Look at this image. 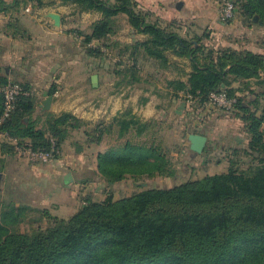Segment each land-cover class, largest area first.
<instances>
[{
    "label": "trees",
    "instance_id": "obj_1",
    "mask_svg": "<svg viewBox=\"0 0 264 264\" xmlns=\"http://www.w3.org/2000/svg\"><path fill=\"white\" fill-rule=\"evenodd\" d=\"M30 1L41 4V0L9 4L0 0V15ZM230 1L239 6L243 22L264 28V0ZM62 2L101 14L83 36L82 46L96 61L107 49L127 57L126 63L116 64L117 86L140 83L141 63L159 70L167 69L168 54L188 60L185 82L166 80V87L197 106L211 104L212 94L233 100L231 109L223 110L241 121L247 143L231 145L235 160L230 159L220 174L170 188L140 187L128 197L114 199L112 185L125 179L176 177L159 123L141 121L128 109L109 124L89 127L63 113L46 117L39 126L40 121L32 118L36 105L29 85L16 82L27 94L19 96L14 111L0 123V134L14 141L0 140V174L16 145L48 151L54 141L60 151L71 131L85 129V144L100 145L112 135L109 146L96 157L98 176L110 191L100 201L84 200L85 205L68 219L41 209L47 226L27 231L17 227L34 208L1 202L0 264H264V55L243 48H208L199 35L182 33L175 22L156 18L135 0ZM120 15L147 40L125 46L112 42ZM8 81L0 66V88ZM2 113L0 93V118ZM239 157L247 159L245 166H239Z\"/></svg>",
    "mask_w": 264,
    "mask_h": 264
},
{
    "label": "crops",
    "instance_id": "obj_2",
    "mask_svg": "<svg viewBox=\"0 0 264 264\" xmlns=\"http://www.w3.org/2000/svg\"><path fill=\"white\" fill-rule=\"evenodd\" d=\"M3 1L9 4L13 0ZM135 1L141 9L156 18L164 22H175L182 28V33L200 36L205 31L209 37H214L219 26L225 29V24L220 20V7L224 0ZM100 19V13L84 12L76 5L63 3L62 0H41L40 5L32 1L21 3L0 15V43L4 45L0 56H3L2 59H12V54L14 57L18 54L26 55L25 59L17 62L13 60L14 64L9 62V68L3 69L4 76L10 81L29 85L36 105L32 118L40 121L39 126L46 117H58L63 113L88 123L89 127L97 122L109 124L129 109L134 117L144 122L158 120L162 114L173 115L174 128L181 129L180 139L183 135L187 138L190 134H199L205 136L207 142L212 140L213 145L218 140L229 139L233 143L237 139L236 127H243L240 120L211 104L197 106L192 101L184 100L181 93L174 96L164 83L158 85L143 77L142 69L150 66L149 63L139 64L142 80L131 85L134 87L129 93L115 86L114 90L111 88L108 92L106 85H101L99 74L92 73L96 60L89 57L82 46L83 36ZM114 29L110 39L121 46L147 40L145 35L136 34L128 23L121 27L116 22ZM116 56L127 59L126 56L119 57L118 53ZM167 58V69L153 68V76L173 68L177 71L173 78L185 82L190 72L188 60L172 54H168ZM144 73L147 77L151 75L148 67ZM93 75L98 77L97 88L91 85ZM50 90L54 91L53 95H49ZM135 92H139L140 96L133 98ZM48 96H52V101L49 109L44 111L42 103ZM84 130L71 131L57 158L48 164H31L26 160L16 161L6 157L3 181H7V174L11 175V170L14 178L15 175H22L17 188L23 190L26 199L21 203L45 209L49 214L60 217V204H66L65 211L69 213L72 210V214H75L80 206L79 196H87L89 199L93 192L100 191L99 188L106 191L107 184L97 173L96 157L107 147L102 149L104 142L100 145L85 144ZM76 136L78 140L73 141L72 138ZM174 138L178 140V136ZM171 155L175 156L174 153ZM121 182L113 184L112 188Z\"/></svg>",
    "mask_w": 264,
    "mask_h": 264
},
{
    "label": "rangeland",
    "instance_id": "obj_3",
    "mask_svg": "<svg viewBox=\"0 0 264 264\" xmlns=\"http://www.w3.org/2000/svg\"><path fill=\"white\" fill-rule=\"evenodd\" d=\"M230 1V0H229ZM221 20V19H220ZM119 25H124L127 23V20L124 16L120 15L117 18L116 21ZM225 24V29L221 28L222 26H219V29L217 31V34L214 37H209L205 31L200 37H202L201 42L207 46L208 48H214V49H221L223 47H227V45L236 47V48H244L252 50L253 52L260 53L264 55V28L258 27L251 23H245L243 22L242 18L240 17L239 12L234 16L232 20L229 22H223ZM224 30V31H221ZM215 32V31H214ZM125 33H122L121 35H124ZM0 50H4V45L0 43ZM86 52V51H85ZM106 55L101 57L100 60L94 61L93 63V71L92 73L99 74V80L101 85H106L107 91L109 92L112 88L114 90L115 88L126 90L125 92L129 93L130 90L134 86H127L125 84H121L120 86L116 85V82L120 81V77H116L114 75V70L116 69V64L119 62L126 63V59H119L117 54V49H107ZM12 59H9V57H6L4 59L3 56H0V66L2 70L6 67L9 68V62L13 63L17 62L21 59H25L26 55L23 54L20 56L18 54L17 57H14V54H12ZM14 64V63H13ZM187 65V64H186ZM150 70V76L145 75V70ZM122 70V67H120ZM106 70V71H105ZM153 67L150 66H144V69H142L143 77H146L148 80L153 81L155 84L162 85L165 84L164 78H172L175 77L174 73H177L176 70L173 68L170 69V71L165 70L164 72H159V74L154 77L153 76ZM164 77V78H163ZM107 79V80H106ZM250 86L254 88V81H250ZM140 93L135 92L133 93V98L139 97ZM157 123L159 122L160 125V134L163 138V142L165 147L168 151L171 153H174L175 156H173V161L175 162L177 173L175 178H153V179H141L139 181H134L130 178L125 179L119 184H116L113 186L112 194L114 199H120L123 197H128L132 193L139 191L142 188H170L174 185H177L179 183H183L188 180H199L202 179L206 175H213V174H220L224 172L228 166V161L230 159L235 160L234 157L231 155V145L233 147L238 146L239 144H246L247 136L245 135L243 128H237V139L233 141L229 139H222L218 140L214 145L212 140L207 142L206 144V150L203 151L200 155L194 156L192 152L189 151L188 146L189 142L186 138V135H183V137H180L181 129L179 127H175V119L169 114H162L160 117H158V120H155ZM178 136V140H176V137ZM112 135H106L104 138V143L102 144V149L104 147H108L111 140L110 138ZM233 137V136H232ZM1 140V139H0ZM73 141L78 140V136L72 138ZM9 157L11 160H26L24 157H18L16 153L11 154ZM27 161V160H26ZM239 166H245V163L247 162V159L243 157H239ZM28 162V161H27ZM12 171V173H11ZM7 174V181L2 183V188L0 190V203L1 202H14L16 205L22 204L21 202L26 199L25 193L22 192L23 190L19 187L17 188V185L19 186L21 177L18 175H15L14 178V172L11 170ZM12 180V182H11ZM100 191L96 193H92L91 197H88L91 201H100L102 200L105 195L110 191V189H106V191H102V188H99ZM104 192V193H103ZM104 195V197H103ZM86 196V195H85ZM87 200L86 198H83L82 196H79V208L81 206H84ZM36 201V200H35ZM25 204V203H24ZM28 206V204H25ZM66 204H60V211L58 213L61 215L60 217L64 219H68L73 214L72 210L71 212L65 211ZM41 209H32L31 211L27 212L23 222L17 227L20 231H27L33 227L41 226L45 227L47 224L44 221L42 211Z\"/></svg>",
    "mask_w": 264,
    "mask_h": 264
},
{
    "label": "built area",
    "instance_id": "obj_4",
    "mask_svg": "<svg viewBox=\"0 0 264 264\" xmlns=\"http://www.w3.org/2000/svg\"><path fill=\"white\" fill-rule=\"evenodd\" d=\"M238 10L239 6L234 2L229 0L224 1L220 7L221 21L227 22L232 20ZM0 93L3 98V113L0 118V123H2L14 111L19 96L26 95L27 93L20 84L10 80L0 88ZM210 102L213 106L224 110H230L233 100H228L224 94L220 93L212 94L210 96ZM0 139L14 143L13 140L3 134H0ZM14 152L18 156L26 158V160L31 164H48L59 155L58 149L55 148L54 141H51V147L48 151L32 152L29 148H22L16 145Z\"/></svg>",
    "mask_w": 264,
    "mask_h": 264
},
{
    "label": "water",
    "instance_id": "obj_5",
    "mask_svg": "<svg viewBox=\"0 0 264 264\" xmlns=\"http://www.w3.org/2000/svg\"><path fill=\"white\" fill-rule=\"evenodd\" d=\"M91 85L93 88H97L98 86V77L97 75H93L91 77ZM52 101V96H48L42 103V109L44 111L48 110L50 107ZM187 140L189 142V146L188 149L190 152L193 153L194 156L196 155H200L205 147H206V142H207V138L203 135H199V134H190L187 137ZM3 174H0V190L2 188V182H3Z\"/></svg>",
    "mask_w": 264,
    "mask_h": 264
}]
</instances>
